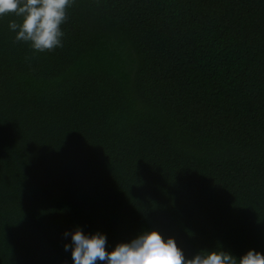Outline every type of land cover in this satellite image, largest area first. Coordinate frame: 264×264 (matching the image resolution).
<instances>
[{"label":"trees","instance_id":"trees-1","mask_svg":"<svg viewBox=\"0 0 264 264\" xmlns=\"http://www.w3.org/2000/svg\"><path fill=\"white\" fill-rule=\"evenodd\" d=\"M9 19L0 264H72L76 227L264 253V0H71L44 52Z\"/></svg>","mask_w":264,"mask_h":264},{"label":"clouds","instance_id":"clouds-1","mask_svg":"<svg viewBox=\"0 0 264 264\" xmlns=\"http://www.w3.org/2000/svg\"><path fill=\"white\" fill-rule=\"evenodd\" d=\"M70 6L71 0H0V18L14 17L8 21L13 42L27 43L34 52L51 51L62 47L61 25ZM63 235L71 237L63 247L71 250L72 264H264V253L255 249L239 258L222 249H202L188 257L174 237H165L157 229L143 230L111 250L106 248V234L100 231L87 233L76 227Z\"/></svg>","mask_w":264,"mask_h":264}]
</instances>
